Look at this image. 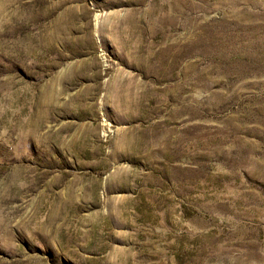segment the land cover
<instances>
[{"label": "rangeland", "instance_id": "374dc122", "mask_svg": "<svg viewBox=\"0 0 264 264\" xmlns=\"http://www.w3.org/2000/svg\"><path fill=\"white\" fill-rule=\"evenodd\" d=\"M0 264H264V0H0Z\"/></svg>", "mask_w": 264, "mask_h": 264}, {"label": "bare ground", "instance_id": "6f19581e", "mask_svg": "<svg viewBox=\"0 0 264 264\" xmlns=\"http://www.w3.org/2000/svg\"><path fill=\"white\" fill-rule=\"evenodd\" d=\"M136 53V52H135ZM134 56V55H133ZM253 58V57H252ZM130 59V58H129ZM254 59V58H253ZM119 74V73H118ZM119 77V76H118ZM140 84V83H139ZM137 85V84H136ZM140 87V86H139ZM136 88V87H135ZM131 141V140H130Z\"/></svg>", "mask_w": 264, "mask_h": 264}]
</instances>
